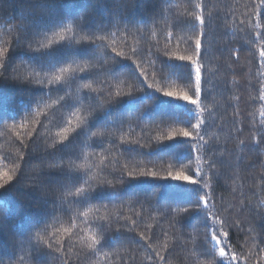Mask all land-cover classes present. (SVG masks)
<instances>
[{
	"label": "trees",
	"instance_id": "trees-1",
	"mask_svg": "<svg viewBox=\"0 0 264 264\" xmlns=\"http://www.w3.org/2000/svg\"><path fill=\"white\" fill-rule=\"evenodd\" d=\"M83 48L91 55L80 56ZM261 48V0H0V174L14 176L0 188V261L62 264V245L67 264H152L153 250L166 264H219L218 249L202 254L215 243H204L208 212L233 225L221 234L226 251L264 264ZM182 55L201 68L199 107L156 90L195 98V65L186 83L182 62L168 60ZM198 120L197 132L187 122ZM185 127L192 138L169 139ZM121 171L134 178L122 183ZM180 171L199 183L169 177ZM89 186L99 196L75 203L76 188ZM198 192L208 208L184 213ZM101 217L111 224L103 232ZM124 217L137 221L134 232Z\"/></svg>",
	"mask_w": 264,
	"mask_h": 264
},
{
	"label": "snow or ice",
	"instance_id": "snow-or-ice-1",
	"mask_svg": "<svg viewBox=\"0 0 264 264\" xmlns=\"http://www.w3.org/2000/svg\"><path fill=\"white\" fill-rule=\"evenodd\" d=\"M261 6L264 7V0H261ZM201 23H203V17H200ZM78 24L81 27V30H84L89 27L87 20L85 19H78ZM178 27L180 24L178 23ZM91 35L95 36V32H92ZM98 39H103L106 37H97ZM91 43V42H90ZM31 46V45H29ZM201 46V41L197 40L196 41V48L197 50L200 49ZM112 51L116 54V56L119 57H125L124 52H116V49L113 48ZM133 54H135L133 50ZM80 56H90L91 52L87 50V48H83L79 51ZM260 57L262 60H264V48L260 49ZM126 58V57H125ZM168 60H174V61H179L182 62V66L179 72V78L184 80L186 83H190L192 80V66L195 65V82H196V96L195 98L192 95H189L187 91H179L176 89L172 88H160L156 89L158 92H161L164 97H171L175 100L178 101H183V102H188L192 105H195L199 107V101H200V83H201V68L200 65L197 63L196 59H194L192 56H177V57H168ZM191 62L190 64H185L183 62ZM0 67H3V65H0ZM139 67V66H137ZM185 68L187 71H185ZM98 71L100 69H97ZM60 71L63 72L65 71L64 68H60ZM140 73L142 75V80H146L147 76L143 75V69L141 68ZM162 71V70H161ZM57 79H60V77H57ZM86 87H90V85H86ZM148 88H154L155 86L153 84H148ZM261 99H264V95L261 96ZM189 126H191L194 131H199L201 129L202 121H197L195 124H192L191 121L187 122ZM17 125H13V127H16ZM19 127L23 128L25 127L24 124H20ZM33 132H35V129H33ZM33 132H29L27 134L28 137L33 136ZM38 135V133H37ZM95 135V133H93ZM18 143L20 145V149H26L29 148V145L25 143V137L21 136L19 132L16 133ZM181 136L184 138H192L193 137V131H189L188 127H185L181 129L178 132H173L172 136L169 137V139H172L173 137ZM195 139L197 140H202L203 138L200 136H197ZM264 139V137H262ZM32 143H35V140H32ZM53 150H55V145L51 146ZM31 150V149H29ZM24 153L20 152L17 156L16 159H23ZM197 161H199L200 157H196ZM126 167V166H125ZM210 168L215 167V161H211L209 164ZM199 172V169H196L193 173V175H196ZM23 173V169H21V174ZM117 175V178L123 183L125 179H131L134 178V174L132 172H127V175L125 176V173L123 171L119 173H114ZM141 176H152L155 177L157 175L156 172H143L140 173ZM169 177L173 179L174 181H179V182H187L188 186L192 185H197L199 182L197 180L193 179L192 175H188L183 171L176 172L175 174L169 173ZM0 179L3 180V183H0V188H4L5 184H7L9 181H12L14 179V176L9 174L7 171L3 172L0 174ZM85 184H88V181H84ZM103 183L108 184L110 187L113 188L114 192H117L118 194V189L116 188L115 185H112L111 181H104ZM100 187H103V184L100 185ZM204 188H208V184L203 185ZM100 193L97 192L96 188H93L92 186H89L88 188H83V187H77L76 191L74 193V197L76 198L74 200L75 203H87L90 199H96L99 196ZM191 204L193 207L191 208H184L183 212L184 213H189V212H202L205 209L208 208L209 206V200L207 197V194L204 196H201L198 192L196 198L194 201H191ZM215 206V205H213ZM139 215V214H137ZM218 215V214H217ZM217 215H213L208 212H204L203 216V224L205 229H207V232L204 237V243L207 244L209 242L214 241L215 243L213 244L212 249H207L204 248L202 250V254L204 255H211L215 256V250L218 249V255H219V264H225V261L227 260L229 264H232V262H236V264H247V257L246 256H240L238 257V254L236 251L228 252L226 249L230 247L229 244L224 243L223 246H221V234L223 238H228L229 237V232L225 230L226 228H231L233 225L230 224L227 220H222L218 219ZM125 221H131V224L125 223L123 225L128 229L129 232H134L135 231V225L137 224L136 220H132L131 217H124ZM107 218L101 217L97 227L100 229L101 232H103L107 228H111V224L106 222ZM261 228L264 229V221L261 222ZM65 232L68 231V229L64 230ZM119 231V229H117ZM140 239L141 240H147L149 237L145 236L144 232L139 233ZM92 243L88 245L89 249H92L93 252L95 251L96 247L98 245H101V240L97 239V237L94 235L91 237ZM146 247L151 248V245H146ZM53 248V245L51 243L47 244V250H51ZM36 251L39 253L41 250L36 249ZM55 251L59 252V259L61 260L62 264H67V259L65 257V253L63 251V246L58 245ZM51 254V253H50ZM153 257H155V260H153ZM149 261H152V264H166L165 257L161 255L159 251L153 250L152 256L148 257ZM0 264H3V261H0Z\"/></svg>",
	"mask_w": 264,
	"mask_h": 264
}]
</instances>
